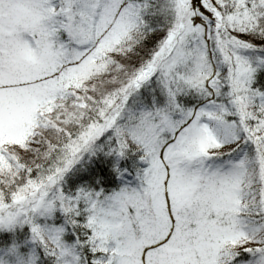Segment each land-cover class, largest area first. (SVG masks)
Instances as JSON below:
<instances>
[{
	"label": "snow or ice",
	"instance_id": "1",
	"mask_svg": "<svg viewBox=\"0 0 264 264\" xmlns=\"http://www.w3.org/2000/svg\"><path fill=\"white\" fill-rule=\"evenodd\" d=\"M261 69L264 0H0V231L35 244L0 264H264ZM132 143L138 187L62 186Z\"/></svg>",
	"mask_w": 264,
	"mask_h": 264
},
{
	"label": "rangeland",
	"instance_id": "2",
	"mask_svg": "<svg viewBox=\"0 0 264 264\" xmlns=\"http://www.w3.org/2000/svg\"><path fill=\"white\" fill-rule=\"evenodd\" d=\"M97 143H103V140L102 142L97 141ZM132 144L134 145L133 154L138 159V162L134 166L133 171L127 170L124 167H122L123 154L117 153L116 151H108L107 145H105L104 147L96 148L93 152L95 153V155L101 153V155L104 156L105 160L112 166L113 170L115 171V174L117 175V178L120 181V185L117 188L106 189L103 186L96 187V183H93V179H92L93 171L90 168L91 161L94 158L93 153L88 154L80 161L78 169L75 172L70 173L62 181V186L66 190H74L80 186L86 185L92 188H103L106 192L111 191L113 189H118L122 184L125 183H128L131 186L138 187L139 177L137 176V172L147 167L148 161L142 160L140 158L141 155L143 154L142 149H140L134 143ZM117 169H121L124 171L118 173ZM12 243H15L17 245V248L21 253V255L25 259H27L29 253L32 252L35 247L34 242L29 239V231L27 225H25L23 228H18L15 233L0 231V255H3L7 251V249L11 246Z\"/></svg>",
	"mask_w": 264,
	"mask_h": 264
},
{
	"label": "trees",
	"instance_id": "3",
	"mask_svg": "<svg viewBox=\"0 0 264 264\" xmlns=\"http://www.w3.org/2000/svg\"><path fill=\"white\" fill-rule=\"evenodd\" d=\"M153 3H155V0H153ZM143 18L145 21V27H155L157 22L163 23L164 17L157 12L153 11L150 8L145 9L143 11ZM171 18V14L169 13V19ZM257 83H264V69H261L256 74ZM156 88V94L157 99L162 101L163 100V94L159 92V88L153 85L146 86L142 92L141 95L144 97L145 102L150 104L152 100V89ZM103 138L99 140V142H102ZM133 144H130L129 147L124 151L123 153V162L122 167H124L127 170H134V166L137 164L138 159L136 156H134V149ZM93 150H86L80 157L79 160L75 161L73 165L66 170L63 180L72 172H75L78 169L80 161L87 156L90 153H93ZM94 154V158L91 161V169L93 171V183H96V187L103 186L106 189L109 188H117L120 185V181L117 178V175L115 174V171L113 170L112 166L105 160L104 156L99 154ZM135 157V158H133ZM66 238L71 239V234L67 233ZM45 261H47V264H52L51 260H49L47 257H44Z\"/></svg>",
	"mask_w": 264,
	"mask_h": 264
},
{
	"label": "clouds",
	"instance_id": "4",
	"mask_svg": "<svg viewBox=\"0 0 264 264\" xmlns=\"http://www.w3.org/2000/svg\"><path fill=\"white\" fill-rule=\"evenodd\" d=\"M5 259H7V258H5Z\"/></svg>",
	"mask_w": 264,
	"mask_h": 264
}]
</instances>
